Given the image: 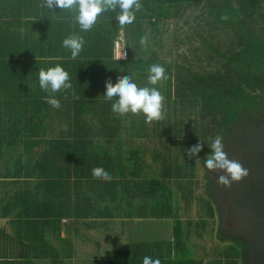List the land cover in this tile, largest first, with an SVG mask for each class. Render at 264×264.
Instances as JSON below:
<instances>
[{
    "label": "trees",
    "instance_id": "obj_1",
    "mask_svg": "<svg viewBox=\"0 0 264 264\" xmlns=\"http://www.w3.org/2000/svg\"><path fill=\"white\" fill-rule=\"evenodd\" d=\"M37 1L0 0V178L9 175L10 169L15 172L29 166L28 163L42 167L47 163L45 157L42 161L35 158V148L26 154L20 147L24 135L33 137L35 131L44 134L48 124L55 121L65 127L60 135L81 132L133 138L125 139L128 142L118 138L117 145H106V148H101V140L90 143L89 170L105 160L106 155L113 157L107 150L112 146L122 148L130 172L136 157L148 150L149 143L168 149L171 139L177 136L182 137L177 138V142L185 140L189 148L203 143L198 153L205 192L202 206L206 214L219 216L218 239L235 238L241 246L242 264H264L263 252L256 255V262L248 261V239L234 235L233 230L224 225L225 208L216 192H224L232 198L235 194L233 201L240 209L250 206L253 196L264 199V0H139L142 9L136 13L138 16L132 24H119L116 17L120 9L117 8L103 12L90 31L80 30L74 19L75 12L49 10L43 0ZM139 17H144L145 21ZM171 20L175 27L162 39L160 24ZM123 29L125 54L120 59L114 57V42ZM144 31L146 43L139 48L141 55L135 58L129 40L138 44ZM73 33L85 41L75 59L71 58L70 50L62 46V41ZM171 46H174V55ZM56 64L68 72L71 83V88L54 94L60 101L59 109L45 101L44 97L49 94L42 91L38 83L39 68L47 69ZM152 64H160L166 70L167 78L156 85L148 83ZM118 75H131L139 87L158 88L165 98L164 118L146 123L143 114L115 115L111 104L117 98L110 101L103 95L106 80L110 77L115 84ZM84 115L88 116L90 124L83 123ZM92 124L96 128H92ZM253 132L255 140L260 138V141L249 146ZM217 135L224 137L225 151L226 141L233 135L240 147L235 149L233 145L235 154L231 155L249 170L247 178L233 182L229 188L218 186L212 172L204 167V159L211 153L210 138ZM60 146L62 149H57L59 163L86 147L83 143L68 141ZM150 153L153 159L161 160L159 150ZM166 153L167 150L163 161L166 179L172 175H176V180L184 178L191 167L186 165V169L180 170L177 165L176 171H171ZM148 171L149 174L131 175L130 179L123 180V199L127 205L124 214L151 215L147 195L155 205L158 201H170V198H161L163 195L158 196L157 191L163 185L168 189L166 179L152 174V169ZM253 173L254 186L250 183ZM89 174L91 177L92 171ZM136 177L139 180H135ZM159 209L165 213L160 216L172 218L169 221L173 224L172 238H164L160 232L159 237L127 241L107 249L101 264H143V256L160 257L161 264H203L202 259L185 251L184 231L174 225L178 221L173 220L171 210L166 212L162 205ZM259 224L261 229L255 235L262 237L264 243V223ZM28 252L18 256L0 255V264H36L29 249Z\"/></svg>",
    "mask_w": 264,
    "mask_h": 264
},
{
    "label": "crops",
    "instance_id": "obj_2",
    "mask_svg": "<svg viewBox=\"0 0 264 264\" xmlns=\"http://www.w3.org/2000/svg\"><path fill=\"white\" fill-rule=\"evenodd\" d=\"M83 123L90 124L88 117ZM91 127L96 128L93 124ZM64 128L63 124L55 121L48 124L44 134L34 132L36 149L34 156L41 161L45 157L47 163L43 167L28 163L29 166H22L15 172L10 169L7 171L9 175L0 178V255L18 256L23 255L22 253L27 255L29 249L30 255L35 259L53 255L62 257L60 255L63 253L58 254L57 251L63 248L62 244L70 237L77 240V248L80 249L89 243L90 250L88 249L87 254L92 256L91 253L94 252L91 251L90 244L95 238L101 243L106 235L111 234L110 232L116 231L114 233L118 235L119 231L114 226L115 221H118L121 230L124 223L129 228L126 242L135 240L130 237H136V232H139L140 237L144 231H148L149 235L154 231V236L159 237V233L165 229V224L171 221L169 217L159 215L165 214L159 209V205L167 212L171 210L170 201H158L155 205L151 196L147 195V208L151 215L140 217L124 214L123 180L129 175L149 174L148 169L154 170L152 174L163 175L166 179L163 162L166 149L149 143L148 150L136 157V167L131 168L129 172L122 148L112 146L107 150L113 157L106 155L105 160L102 159L99 165L94 166L102 167L109 172L112 180H100L93 187H88L91 181L89 173L93 168L92 165L89 170L88 166L87 158L91 152L89 144L101 140V148H106V145H117L118 138L125 142L133 138L117 137L112 134L93 136L81 132L77 135H60L61 129ZM48 132L55 135L48 136ZM66 141L83 143L86 147L83 151L70 154L63 163H59L58 150ZM152 150H159L161 160L153 159L150 153ZM100 158L99 153V160ZM13 173L15 175H12ZM135 180L139 178L136 177ZM164 183L166 184V180ZM156 228L159 229V233H156ZM143 235L148 236V233L145 232ZM123 243L125 241L117 246ZM113 247L116 246L111 248ZM78 253L81 254V250ZM48 260L51 264L63 263L57 259Z\"/></svg>",
    "mask_w": 264,
    "mask_h": 264
},
{
    "label": "rangeland",
    "instance_id": "obj_3",
    "mask_svg": "<svg viewBox=\"0 0 264 264\" xmlns=\"http://www.w3.org/2000/svg\"><path fill=\"white\" fill-rule=\"evenodd\" d=\"M36 2V0H33ZM37 3V2H36ZM138 16V15H137ZM136 16V17H137ZM138 19L144 20V17H139ZM145 21V20H144ZM173 20L163 22L162 25L160 24L163 34L162 39L165 38V36L170 35L175 25L173 24ZM124 32L121 30L119 33L118 43L116 41L114 42V52L115 47L118 44V50L119 55L125 54L124 48L125 43L124 42ZM145 31L143 32L142 37H145ZM129 45L133 46L132 49L135 50V58L139 57L141 55L140 47L142 45L141 43V36L139 37L138 44L134 43L133 40H129ZM171 48L172 55L175 54L174 52V46ZM118 55V54H117ZM114 57L116 58V53H114ZM120 58V57H119ZM87 115H84V119L87 120ZM2 119V118H1ZM23 125V124H21ZM239 130V128L237 129ZM55 133L48 132V136H54ZM255 133L253 132L252 139H249V146L254 145L255 143H258L260 141V138L255 140L254 138ZM181 136H177L179 138ZM233 135H230L226 141L225 147L226 152L228 153V156L230 159H234L231 155L232 153L235 154V149L240 147L239 143L235 141V139L232 138ZM177 138L171 139L169 142V146L167 150L166 155L168 161L171 163V171H174L177 169V165H179L182 169H186V165H189L188 167H191V170L187 172V174L184 176V178L177 179L176 175H172L170 180L169 177L166 179V186L163 185V188L161 186L158 188L157 191H159V195L161 198L166 199L170 198V208L173 213L172 217L173 220H177L174 225H178L180 229H182L183 232V244L186 245L187 254L194 255L197 258H200L203 260V264H242V257L240 255L241 252V246L240 244L235 240V238L230 237V240L222 241L219 240L217 237V228H218V222H219V216L216 213L213 215H208L205 213V209L202 206V197L205 195L204 189V179H203V168L200 164L199 154L196 156L189 157L187 155L189 144L185 142V140H182V143L177 142ZM182 138V137H181ZM17 142L20 141V138H16ZM23 144L21 145L20 149L21 151L25 152L26 154L30 151L31 148L34 147V139L32 136L24 135L22 139ZM158 145V144H156ZM233 145L235 146V149L232 148ZM243 147V146H242ZM245 149V148H244ZM247 151V149H245ZM249 150V148H248ZM25 155V154H23ZM248 155V152H247ZM236 160V159H235ZM241 160V159H239ZM189 169V168H188ZM187 169V170H188ZM176 171V170H175ZM131 172V171H130ZM219 173L212 172V176L217 179V176ZM253 175L250 177V183L253 184ZM131 175H129L127 178L130 179ZM126 178V179H127ZM91 181L88 184V187H93L95 183H99L100 180L95 179L93 176L90 177ZM127 179V180H128ZM244 183V182H243ZM242 183V185H243ZM243 187V186H242ZM166 188V189H165ZM139 189V187H137ZM234 189H238L237 184L235 183ZM166 192V193H165ZM218 195H220V204L225 208V214H224V225L229 229L233 230L232 233L234 235H237L239 237H246L248 239V242L250 244V251L247 255L248 261L251 263L256 262V255L263 252L264 254V243L262 242V237L258 236L256 237V231L261 229L259 222L264 223V216H263V205H264V199H258V197L253 196V201L249 204L250 206H246L244 209H240L239 207H235V199L236 196L233 194V198L229 197V195H226L224 192H218L216 191ZM156 195V193H155ZM264 196V192L262 193ZM127 205L125 204L124 209H127ZM172 219V218H170ZM263 220V221H262ZM257 223H256V222ZM137 222V220H135ZM254 223V224H253ZM173 225V224H172ZM170 223L165 224V229L161 231V236L164 238H172L173 237V226ZM114 226H116V230L118 235H116L113 232H110L111 234H108L102 239V242L98 241V239H94L92 243L90 244L91 251L94 252L91 253L92 256L87 254L88 249L90 250L89 243L85 245V247L77 248V240H73L72 238H68V240H65V243H63V248L59 249L57 252L58 254L60 252L63 253V255H60L62 257L58 256H50L48 258L57 259L59 261H62L63 263L60 264H101L103 260V254L107 249H110L112 246H117L122 242H126L128 234H129V228H127L126 223L123 224V229L121 230L119 228L118 221H115ZM147 232L148 236H144L143 234ZM238 232V233H236ZM139 232H136V237H130L133 239L141 240L142 236H144V240L149 239L154 236L155 232L152 231H144L142 235L139 237ZM156 233H159V229L156 228ZM242 235V236H240ZM238 239V238H236ZM240 240V239H239ZM246 240V239H245ZM87 247V248H86ZM68 250L72 251L70 253ZM81 250V254L78 253ZM55 253V251H54ZM47 257H38V259H35L36 264H51ZM237 260L236 263H233L231 261Z\"/></svg>",
    "mask_w": 264,
    "mask_h": 264
},
{
    "label": "clouds",
    "instance_id": "obj_4",
    "mask_svg": "<svg viewBox=\"0 0 264 264\" xmlns=\"http://www.w3.org/2000/svg\"><path fill=\"white\" fill-rule=\"evenodd\" d=\"M44 6L49 10L59 8L75 12V22L81 31H90L95 25L98 17L108 10L120 9L116 19L121 26L132 24L135 21L136 13L142 9L139 0H43ZM227 19V17H223ZM84 38L76 33L70 34L62 41V46L71 52V58L75 59L83 50ZM141 43H146V37H141ZM123 58L120 57V59ZM165 68L160 64L149 66L148 83L156 85L159 81L166 79ZM39 87L49 95L45 96V101L53 108H60V101L54 94L62 89L71 88L68 72L60 65L47 69L38 70ZM106 93L103 95L106 100H113L111 104L112 112L117 116H125L129 113L133 115L143 114L146 123L159 121L164 118V96L156 87H139L134 82L131 75L117 76L116 83L113 84L109 77L105 82ZM208 145L211 153L204 159V167L209 172L219 173L216 179L218 186L231 187L233 182H240L248 177L249 170L241 162L230 159L224 149V137L217 135L210 138ZM203 148V143H197L188 149L189 157L196 156ZM92 176L98 180L111 181L112 176L102 167H94ZM143 264H161L160 257H141Z\"/></svg>",
    "mask_w": 264,
    "mask_h": 264
},
{
    "label": "built area",
    "instance_id": "obj_5",
    "mask_svg": "<svg viewBox=\"0 0 264 264\" xmlns=\"http://www.w3.org/2000/svg\"><path fill=\"white\" fill-rule=\"evenodd\" d=\"M116 43H118V42L116 41ZM115 53H116V56H117V57H122V56L124 57L123 54H120V55H119L118 44H117L116 47H115ZM117 54H118V55H117Z\"/></svg>",
    "mask_w": 264,
    "mask_h": 264
}]
</instances>
